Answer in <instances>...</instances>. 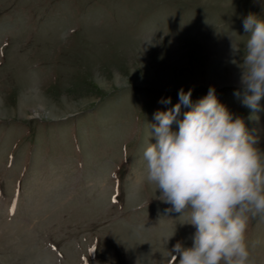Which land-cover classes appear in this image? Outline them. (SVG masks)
Listing matches in <instances>:
<instances>
[{
	"label": "rangeland",
	"instance_id": "rangeland-1",
	"mask_svg": "<svg viewBox=\"0 0 264 264\" xmlns=\"http://www.w3.org/2000/svg\"><path fill=\"white\" fill-rule=\"evenodd\" d=\"M250 13L264 0H0V264H178L196 229L146 178L148 124L212 87L264 153V97L242 104ZM245 236L264 264V220Z\"/></svg>",
	"mask_w": 264,
	"mask_h": 264
},
{
	"label": "clouds",
	"instance_id": "clouds-1",
	"mask_svg": "<svg viewBox=\"0 0 264 264\" xmlns=\"http://www.w3.org/2000/svg\"><path fill=\"white\" fill-rule=\"evenodd\" d=\"M243 29L249 38L242 104L257 112L264 97V19L250 13ZM191 95L181 88L179 103L153 114L156 123L148 124L143 151L147 180L160 192L157 198L172 206L165 211L187 215L196 229L191 247L177 242L170 256L178 264H249V214L264 220V153L254 147L258 139L244 121L218 102L214 88L195 104ZM159 103L170 104L171 98ZM181 105L190 110L178 119Z\"/></svg>",
	"mask_w": 264,
	"mask_h": 264
},
{
	"label": "bare ground",
	"instance_id": "bare-ground-1",
	"mask_svg": "<svg viewBox=\"0 0 264 264\" xmlns=\"http://www.w3.org/2000/svg\"><path fill=\"white\" fill-rule=\"evenodd\" d=\"M145 41H144V43H148V38L146 37L145 39H144ZM146 45V44H145ZM220 53L223 55V56H226V58L229 56V54H225V53H223V51H220ZM36 97V96H35ZM38 98V97H37ZM38 100V99H37Z\"/></svg>",
	"mask_w": 264,
	"mask_h": 264
}]
</instances>
